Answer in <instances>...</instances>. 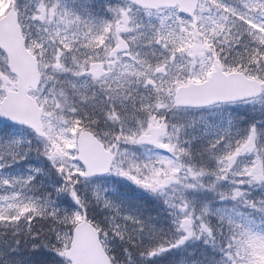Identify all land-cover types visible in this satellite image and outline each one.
<instances>
[{
    "label": "snow or ice",
    "instance_id": "6c2138e0",
    "mask_svg": "<svg viewBox=\"0 0 264 264\" xmlns=\"http://www.w3.org/2000/svg\"><path fill=\"white\" fill-rule=\"evenodd\" d=\"M0 264H264V0H0Z\"/></svg>",
    "mask_w": 264,
    "mask_h": 264
}]
</instances>
